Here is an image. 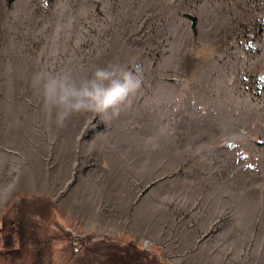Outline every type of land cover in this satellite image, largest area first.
<instances>
[{"label":"rangeland","instance_id":"374dc122","mask_svg":"<svg viewBox=\"0 0 264 264\" xmlns=\"http://www.w3.org/2000/svg\"><path fill=\"white\" fill-rule=\"evenodd\" d=\"M110 65L141 80L118 116L42 111L36 71ZM17 195L59 210L79 264H122L83 254L97 236L264 264V0H0L1 236Z\"/></svg>","mask_w":264,"mask_h":264},{"label":"crops","instance_id":"0c3cea01","mask_svg":"<svg viewBox=\"0 0 264 264\" xmlns=\"http://www.w3.org/2000/svg\"><path fill=\"white\" fill-rule=\"evenodd\" d=\"M15 202H10L9 210L14 204L15 213L20 218L14 223V242L6 246L0 243V264H69L74 259V264H79L84 256L79 259V248L74 246L72 238L77 239L68 229L63 234L65 227L59 210L47 198L38 199L22 198L15 196ZM37 198V196H35ZM32 199V200H31ZM33 216H39L37 219ZM2 221L12 227V217L6 214ZM68 234V235H67ZM71 241V242H70ZM87 247L83 248L85 256L100 253L99 257L120 255L122 264H221L222 252L209 249L204 245L192 255H184L173 261H165L162 251L158 247L142 245L139 241L126 238L107 239L105 236L92 238ZM78 246V245H77ZM76 257V258H74ZM119 257V256H116ZM222 261V262H221ZM88 263V262H85Z\"/></svg>","mask_w":264,"mask_h":264},{"label":"clouds","instance_id":"9594fccd","mask_svg":"<svg viewBox=\"0 0 264 264\" xmlns=\"http://www.w3.org/2000/svg\"><path fill=\"white\" fill-rule=\"evenodd\" d=\"M32 87L40 98L42 111L54 117L58 127L76 113L118 116L121 106L141 87V80L119 65L98 67L88 77L76 78L68 70L41 69L32 76Z\"/></svg>","mask_w":264,"mask_h":264},{"label":"trees","instance_id":"16d2710c","mask_svg":"<svg viewBox=\"0 0 264 264\" xmlns=\"http://www.w3.org/2000/svg\"><path fill=\"white\" fill-rule=\"evenodd\" d=\"M194 27H195V25H194ZM14 229L15 228L12 225L10 231L5 236L0 235V243L3 242L6 246L12 245L14 242Z\"/></svg>","mask_w":264,"mask_h":264},{"label":"built area","instance_id":"2783aa9c","mask_svg":"<svg viewBox=\"0 0 264 264\" xmlns=\"http://www.w3.org/2000/svg\"><path fill=\"white\" fill-rule=\"evenodd\" d=\"M146 246H148V244H146Z\"/></svg>","mask_w":264,"mask_h":264}]
</instances>
